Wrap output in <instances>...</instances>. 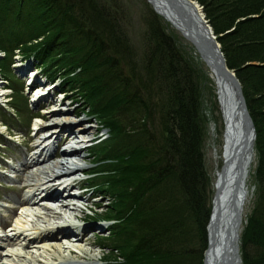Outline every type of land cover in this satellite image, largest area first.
Here are the masks:
<instances>
[{"label":"trees","instance_id":"16d2710c","mask_svg":"<svg viewBox=\"0 0 264 264\" xmlns=\"http://www.w3.org/2000/svg\"><path fill=\"white\" fill-rule=\"evenodd\" d=\"M195 1L254 123L258 198L240 251L242 264H264V0ZM123 7L121 0H0V48L44 36L27 52L40 63L58 61L67 74L80 69L64 85L75 83L71 90L79 88L90 113L107 125V140L94 152L104 178L96 187L110 193L109 235L126 242L114 248L122 262L107 264H202L213 195L202 150L205 84L152 9L138 59Z\"/></svg>","mask_w":264,"mask_h":264},{"label":"rangeland","instance_id":"374dc122","mask_svg":"<svg viewBox=\"0 0 264 264\" xmlns=\"http://www.w3.org/2000/svg\"><path fill=\"white\" fill-rule=\"evenodd\" d=\"M122 4L124 5V19H123V29L125 31V34L127 36V39L129 38V43L134 49V55L140 57L142 51H145L146 48V32H147V26H146V14L148 13V9H152V6L146 1V0H121ZM154 12V11H153ZM158 15V14H156ZM158 17L168 25L167 33L173 34L178 42L185 48V50L190 53L188 54L189 60L192 63V67L194 70H197V72L202 76V81L204 82L205 85H203V91H202V97H203V108L205 109V115H206V122H205V137L203 141V156H204V165L207 170V174L209 175L213 188L215 190V184L217 182V171H218V165L217 162H219L216 159V154H219L220 151V142H221V130H222V122L220 119V111H219V106L218 103L215 99V93H214V85L212 79V75L209 73V71L205 67V63L201 59V56L199 52L197 53L193 46L188 42L186 39L182 37L179 31H177L169 22L165 21L161 16L158 15ZM181 35V36H180ZM124 60L120 62L122 64ZM138 65H141V61L137 62ZM1 65L4 67L6 65L5 61H1ZM46 67H51V66H56L54 64V60L48 61V63L44 64ZM59 69V68H58ZM60 70V69H59ZM6 75L9 77L10 80L13 82L17 83L16 80L14 79L13 75H11L8 71L5 69ZM74 74V73H73ZM73 74L69 75L70 78H72ZM125 74H128L127 71H125ZM57 76V75H56ZM60 81H63L66 77L62 75V73H59ZM210 77V78H209ZM128 78V75H127ZM76 86L75 83H71L67 85L66 87L68 89L74 88ZM79 87V86H77ZM67 95L73 99L74 104L69 105L68 109L72 114H70L68 117L70 119H74V113H80L78 115V120H81L80 124H77L73 126L74 130L80 126L82 127H88L91 128V134L88 136L87 134H84L85 136V142L82 144H85L88 147V151L90 152V158H86L87 153L85 151L81 152V156L85 157L86 159L83 160V164L85 165L84 171H87L89 173L87 177V183L89 186H96L97 184L101 183L103 181V177L99 176L98 173H93L95 170L98 168V160L99 156L98 154L94 153L95 149L98 148L99 145V138L101 139H106V128L107 125L105 123H98V121L92 116V115H86L90 113L88 108V105L86 106L87 102L80 96H82V93L78 90L71 91L67 93ZM16 103L21 101V97L19 95H16ZM76 101V102H75ZM32 108L35 109V106H31ZM65 108L67 106H64ZM84 109V110H83ZM84 111L82 114L81 112ZM115 112L111 113V116H116L114 114ZM32 111H23V116L26 118L27 116H31ZM5 117L7 125H10V128L12 129L11 131L5 130L4 127H0V132L2 135L6 136L7 133L12 134L11 140H7L5 138H0V143L5 146L7 149V152H3L1 157H11L12 158V168H15L17 171L13 170L12 168H7L4 170V172L14 178H20V183L21 180L24 182L25 176L27 177L28 175L31 174L32 170H23V167L21 163L26 158V150L29 147V144L23 139H29L32 136V131L29 128H26V126L17 123L14 119V115L12 116L9 113H5L3 115L2 111L0 110V118ZM109 116V117H111ZM119 118V117H116ZM121 120V119H120ZM41 120H37L36 122H39ZM44 122V121H42ZM35 122H32L30 127L34 128ZM29 130V133L28 131ZM15 134V136H13ZM95 137L98 139L96 140L95 144L98 143L97 145L93 146L94 139ZM104 139V140H105ZM58 138L56 139L57 142ZM103 140V141H104ZM33 143V142H32ZM35 143V142H34ZM25 145V146H24ZM88 155V156H89ZM87 156V157H88ZM254 159V157H253ZM50 161L54 162V158H51ZM9 162V160H7ZM91 162V163H90ZM254 161L253 164L251 165L249 176L247 178V187L248 191L250 192V195L247 197L245 204L243 206V212H242V219H241V224H240V237L247 227L248 223V217L251 216V214L254 211V208L257 204V198L258 194L256 193V188H257V183L254 179L253 173L254 169ZM84 172V173H87ZM35 175L34 173H32ZM78 177H81V174L78 172L76 174ZM36 176V175H35ZM112 178V177H111ZM0 197L4 198H11L12 200L15 199L16 193L17 192V186L19 185L16 184L13 180H11L9 177L1 174L0 177ZM6 185H11L14 186V189L9 190L8 192H3L5 189ZM3 186V187H2ZM2 187V188H1ZM98 191V189H97ZM104 203H100V206H95V204H92L91 202L86 203L88 204L89 208H86L84 210H81L79 212V216L85 217L84 219V226H86L87 233L89 231H92L90 235L88 236L89 240L92 242V245H98L101 246L100 248H93L92 250L98 254L99 256H106L108 254L112 260L116 257L119 258V262L121 261L120 258V253L118 250L119 248H116L117 246L124 247L126 245V242L124 240L121 241H115L114 238H112L111 235H109L107 230V223H93L89 221V219L86 217L87 215H92L95 216L97 215L94 219H99V220H106V218H109V211L110 209L107 210V206L110 201V193H107L104 191ZM108 198V200H106ZM98 200V198H96ZM85 203L84 201H80ZM1 208H3L4 203H0ZM92 208V209H91ZM94 208V209H93ZM4 214L3 212L0 214V220H2L1 215ZM90 236H93L91 238ZM241 241V240H240ZM241 246V243H240ZM239 246V248H240ZM112 249V250H111ZM246 251L250 255H255L256 249L253 246H248L246 248ZM109 252V253H108ZM113 254V256L111 255ZM103 264H107L105 262H102ZM94 264H100L99 262H96ZM109 264V263H108Z\"/></svg>","mask_w":264,"mask_h":264},{"label":"bare ground","instance_id":"6f19581e","mask_svg":"<svg viewBox=\"0 0 264 264\" xmlns=\"http://www.w3.org/2000/svg\"><path fill=\"white\" fill-rule=\"evenodd\" d=\"M190 9L188 10L186 5H184V8L190 13L191 15L198 16V9L195 6H189ZM18 66V65H15ZM214 85V93L216 94V101L217 100V89L215 86V81L213 83ZM40 89H37L35 92V97L40 95ZM62 105V104H61ZM61 105L58 107H55L52 111H50L52 115H47V120L45 122H36L34 125V129L37 128H45L47 125H54L55 129L60 127L59 124L65 125V123H72L75 124L76 122L80 123L81 120L78 119H70L68 116L69 109L65 110L66 108H61ZM218 106H220V119L222 122V116L225 115V113H222V110H225V106L220 105L218 103ZM56 109L58 112H55ZM63 112V113H61ZM74 131H81L84 134H87L88 136L91 134L92 129L86 128V127H78ZM55 134V132H53ZM238 138L237 136L236 141H233L229 134H224L223 131V122H222V130H221V142H220V151L219 154H216V159L219 161L217 162L218 165V171H217V182L215 184V187L220 185L221 186V195L219 198V209L217 216L215 218L214 223L211 225V230H209L210 235V241L211 245L207 253V264H235V257H233V251L230 250V244L229 241L231 239L230 235L232 232V228L234 226V223L236 222L237 218V212L236 208L239 204V194L242 193L241 190H239V186L242 181V188L245 191L244 193V199H243V206L245 204V201L247 197L250 195V192L248 191L247 187V178L249 176L251 164L253 162V152H246L243 149H241V146L238 145ZM56 139L53 138V141L51 142V139L44 140L42 142H39V144L34 147V149L38 147H42L41 150H45L48 148L51 142V146H55ZM73 139H78L77 136H73ZM80 144L85 141V139L82 138L78 139ZM80 145H77L79 147ZM37 150V149H36ZM81 152H77L74 157H79ZM251 155V156H250ZM35 153H33L30 156V159H35ZM83 157V156H82ZM77 159L75 163L72 165H69V167H64L62 165L59 166V164H55L54 166H47L44 168V171L41 175H33L32 173L25 176L24 182L21 180V184L19 186L20 191L26 190V193L36 192V191H46L53 187L54 184H51L53 181H55L56 178V171L55 169H80L81 165L78 164L80 161L79 158ZM32 161V160H31ZM29 163L28 161L24 162L22 165L24 170L29 169ZM243 179V180H242ZM222 180V182H221ZM62 194V193H61ZM221 200V201H220ZM57 205H61L58 209L60 212H62L61 208H65L68 211V215L72 216L74 219L77 217V213H79L78 209L80 207L75 204L72 207L68 206L71 204L66 203H60ZM32 207V208H31ZM22 206L19 215L15 218L14 226L12 231L14 232V238L11 239V242L16 241L19 239V237H22L24 235H27L28 238H39L42 237L44 240L42 241H35L32 242L33 244L29 245V250L24 252L20 251L21 248L15 247L8 251L9 257H4L2 259V263L4 264H94L96 262H100L99 259H102L98 254H96L91 248L94 246L92 245V242L88 240L87 238H81L78 240V242H75L74 240L69 241H56L54 237L55 230H63L66 231L63 228L64 223L72 222L71 219L68 218V222L60 221L62 217H59L57 219L53 218L51 215L57 214L55 210L57 209H43L42 207L38 205L34 206ZM45 210V214L43 212ZM44 214V215H43ZM66 214V211L64 210V213ZM73 219V218H72ZM210 219V216H209ZM72 225H75L74 223ZM208 225V224H207ZM31 231V232H30ZM27 232V233H26ZM77 239V236L74 235ZM47 237V239H45ZM51 237L52 239L48 238ZM230 237V238H229ZM73 239V238H72ZM75 239V240H76ZM232 240V239H231ZM233 244V241H232ZM15 254H18L15 256ZM13 256V257H11ZM16 257L18 260L17 262L13 259ZM8 258H11L12 261H9ZM21 259V260H20ZM38 262V263H37Z\"/></svg>","mask_w":264,"mask_h":264},{"label":"water","instance_id":"95a60500","mask_svg":"<svg viewBox=\"0 0 264 264\" xmlns=\"http://www.w3.org/2000/svg\"><path fill=\"white\" fill-rule=\"evenodd\" d=\"M153 8L154 12L161 16L165 21L169 22L182 37L190 42L199 52L201 59L207 66L208 70L214 77L215 86L217 89V100L221 107L225 106V113L222 116L224 134H229L233 141L238 138V145L246 152H253L255 141V127L249 115L246 102L242 93L240 82L235 76L234 71H230L225 63L224 56L220 51V45L214 38L213 31L206 22L202 8L192 0H146ZM186 5L195 6L198 9V16L191 15L184 8ZM220 109V106H219ZM251 156V155H250ZM243 180V179H242ZM222 182V180H221ZM239 190V204L236 212L237 218L231 229V239L229 241L230 250L233 251L235 257V264H240L241 259L239 255V226L241 221V212L245 191L242 188V181ZM221 195V186L215 188V193L212 199V207L210 219L207 225V248L203 254V264H207V253L211 245L209 230L214 223L220 206L219 198ZM221 201V200H220ZM229 237V238H230ZM233 241V244H232Z\"/></svg>","mask_w":264,"mask_h":264}]
</instances>
